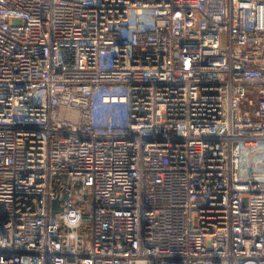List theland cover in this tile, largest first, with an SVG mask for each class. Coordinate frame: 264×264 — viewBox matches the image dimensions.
Masks as SVG:
<instances>
[{
    "label": "built area",
    "instance_id": "1",
    "mask_svg": "<svg viewBox=\"0 0 264 264\" xmlns=\"http://www.w3.org/2000/svg\"><path fill=\"white\" fill-rule=\"evenodd\" d=\"M0 264H264V0H0Z\"/></svg>",
    "mask_w": 264,
    "mask_h": 264
},
{
    "label": "water",
    "instance_id": "2",
    "mask_svg": "<svg viewBox=\"0 0 264 264\" xmlns=\"http://www.w3.org/2000/svg\"><path fill=\"white\" fill-rule=\"evenodd\" d=\"M59 177H60V181L63 183L64 180H65V176L64 174H59ZM64 199V193H62L61 195V198H60V201H62ZM51 207H50V212H54V211H58L59 210V204H58V199H55L53 201H51Z\"/></svg>",
    "mask_w": 264,
    "mask_h": 264
},
{
    "label": "rangeland",
    "instance_id": "3",
    "mask_svg": "<svg viewBox=\"0 0 264 264\" xmlns=\"http://www.w3.org/2000/svg\"><path fill=\"white\" fill-rule=\"evenodd\" d=\"M250 170H251L252 173L261 172V168L260 167H257L256 169L251 168ZM253 170H255V171H253Z\"/></svg>",
    "mask_w": 264,
    "mask_h": 264
}]
</instances>
